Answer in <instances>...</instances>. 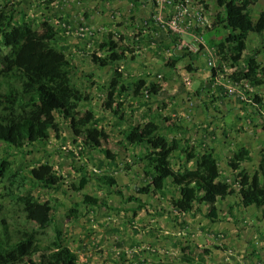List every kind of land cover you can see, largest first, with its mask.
Masks as SVG:
<instances>
[{
    "label": "rangeland",
    "instance_id": "obj_1",
    "mask_svg": "<svg viewBox=\"0 0 264 264\" xmlns=\"http://www.w3.org/2000/svg\"><path fill=\"white\" fill-rule=\"evenodd\" d=\"M0 1L1 3L20 1V4L17 5L18 12L14 14L15 20H19L21 13L25 14L28 19H41L40 16L44 13L40 12L43 10L42 6L46 3L51 7V2L54 0H44V2L41 0ZM59 1L75 5L73 0ZM187 1L191 3V0ZM187 1L186 3H188ZM196 1L205 3L207 0ZM207 2L211 4L210 9H206L207 15L211 20H216L217 13L222 12V10L219 9L218 4H215V0H208ZM82 6H85V9L88 8L85 4ZM71 7L75 9V6ZM251 7L252 18L255 22L264 19V0H257L252 3ZM64 21L69 23L68 29L71 32L81 27L94 32L92 35L80 37L74 33H67V29H63V40L60 39L59 43H62L67 53L73 57L75 84L83 93H87L91 97L89 101L84 100L82 105L85 109L88 108L94 112L97 120L92 125L108 132L112 145H119L117 163H110V160L105 158L101 151L90 152L83 141L74 136L68 123L62 121L60 136L52 132L49 139L28 144L22 151L0 141V157L8 156L13 166L26 177L25 186L16 188V194L31 192L42 202L47 201L49 203L48 207L43 210L45 213L44 222H32L26 217L22 204L15 197L7 196L6 182H0V228H2V221L5 219L13 237L18 238L20 236L19 231L23 229L34 231L37 242L43 250L54 247V242L59 239L62 245H66L76 252L79 262L86 264H181L180 259L183 251H185V243L181 238H175L177 235L170 231L173 207L169 201V196L163 197L160 193L144 194L136 191L137 186L144 187L149 180L144 174L142 162V156L147 153V148L130 144L124 139L122 130L129 124L144 123L146 121L144 114L149 113L150 110H147L149 107L152 108L151 112H154L160 106L168 105L169 107L171 104L170 107L175 109L173 113H178L172 116L174 120L170 122L159 121L161 124L160 132L169 139L173 138V135L179 136L185 145L187 141H189V145H192L197 143L195 134L200 129L213 127L220 132L222 139H226L229 143L249 146L254 158L251 162L244 163L242 167L246 171L254 173L258 169L264 148V83L258 86L250 84L245 86L244 82L243 84L238 82V86L234 92H231V95L236 97L240 91L242 99L239 98V103L243 104L240 107L242 114L238 111L236 115L231 112H227L225 115H212L204 109V104L208 100L206 98L209 97L204 90L205 87L197 93L198 83L195 86L191 83V80H194L195 72H197L195 69L205 70V65L200 58L198 59L201 60L198 66H193L190 60L193 52L198 51L191 48L192 38L185 35L186 33H177L169 27L160 26L168 34L171 33V36L165 34L162 36L161 34L158 37L159 46L157 51H154L158 55L153 54V48H140L141 51L135 53L136 59L133 62L142 63L141 59H145L143 55H147L151 59L149 63L154 64L150 72L151 75L161 74L159 84L162 86L161 82L165 83L167 90L161 92L162 98L155 94L149 95L146 90H143V95L134 96L132 89L134 77L145 76L148 82H151L152 79L149 77L151 75L147 72H132L131 74L123 66L124 61L106 67H101L92 62V53L95 52L100 55L107 53L106 50L100 49V42L107 35L108 30L106 32L97 31L95 24L85 21ZM116 21L117 25L123 23L120 18ZM219 27L221 26L219 25ZM142 28L139 25L137 30L141 31ZM221 30L224 33V39L230 31L224 27H221ZM78 38H82L84 41L81 49L73 47L76 41L73 42L72 40ZM135 41L138 40L135 38ZM247 42L248 48L240 63L236 64L237 69L240 70L245 67V58L251 55L255 56L264 67V29L260 33L250 32ZM183 43L186 46H183ZM199 47L203 48L204 46L200 44ZM3 51L0 50V68ZM225 62L228 66H234L230 61ZM115 66L123 69L124 82L129 87L118 97L122 103L120 107L123 118L108 112L102 104L110 89ZM232 73L234 70H228L227 73L220 76V79L230 81L233 79ZM7 87L8 84L3 81L0 75V91H5ZM48 99L57 114L55 99L49 98V96ZM204 99L205 102H203ZM156 101L164 105H154ZM191 101L194 103L191 104ZM57 118L59 119L58 114ZM195 127H198L196 132ZM222 129L227 130L225 135H223ZM221 144L223 143L221 142ZM184 156L185 153L180 150L174 152L172 162L176 169L191 167L194 163V161L187 162L186 156ZM44 162L50 163L61 175V186L58 188H44L31 176L30 169ZM220 168L222 178H227L231 185V194L225 200H219L220 218L217 222L224 224L232 222L238 228L245 221L252 223L253 227L261 223V228L264 229V216L260 212L259 205L253 204L250 205V208L242 205L238 171L229 168L225 158L220 164ZM83 174L88 175L89 183L80 192L72 190L71 184L78 183ZM102 174L115 176L118 181L117 184L101 183L98 177ZM262 181L264 183V174ZM170 190L172 191L173 188ZM121 192L122 194H120ZM82 193L98 196L107 201V204L94 206L82 204L80 209L85 212V216L76 221H70L66 213L74 203L81 201ZM130 194L141 197L143 202L127 200L125 197ZM230 206H233L232 215L230 214ZM200 220L203 221L202 217ZM167 230L169 231L168 234L165 233ZM214 246L212 248L216 249ZM177 247L179 249L176 250ZM34 258L39 259V253H36ZM235 260H237L236 256Z\"/></svg>",
    "mask_w": 264,
    "mask_h": 264
},
{
    "label": "trees",
    "instance_id": "obj_2",
    "mask_svg": "<svg viewBox=\"0 0 264 264\" xmlns=\"http://www.w3.org/2000/svg\"><path fill=\"white\" fill-rule=\"evenodd\" d=\"M216 1L223 11L217 13L212 28L221 31V27H224L230 32L221 42L217 43L208 35L206 40L209 44L217 43L221 60L236 65L240 63L248 48L249 33L262 32L264 19L253 22L251 6L257 0ZM18 4L20 1L17 3L0 1V50H4L0 75L8 84L5 91H0V141L22 151L28 144L49 139L52 132L60 136L62 122H67L74 136L79 137L90 152L101 151L110 163L116 164L119 145H112L109 133L92 125L96 123L97 118L92 110L85 109L82 105L84 100L89 101L91 97L83 93L74 82L75 63L71 54H68L66 48L59 43L58 25L47 19H28L23 13L19 20H15L14 14L18 12ZM68 24L61 21L59 26L65 30ZM158 28L162 31L159 36L169 35L161 29L159 23ZM154 39L155 37L150 40ZM100 49L106 50L107 53L100 55L94 52L91 54V60L101 67L113 66L123 61L127 57L126 53L134 54L136 50L134 46L124 42L122 34L112 31L103 37ZM245 63V67L232 73L233 79L247 82L252 86L263 84L264 67L258 59L252 55L247 56ZM114 68V77L102 104L105 110L123 118L120 107L122 103L118 97L129 87L125 85L123 69L118 66ZM132 89L134 96L143 95V90L149 95H157L162 86L155 82L148 83L146 77L138 76L134 77ZM48 96L55 99L59 119L51 107ZM147 110L150 111L144 114L146 119L144 123L129 124L122 130L124 139L130 144L147 148V153L142 156V162L144 174L149 180L144 187L137 186L136 191L169 196V201L177 213L199 210L205 217L216 222L220 218L219 200H225L231 194V185L227 178H222L221 168L213 151L209 146H202L198 150V145H189V141L185 145L182 139L176 137L169 139L160 132L159 121H168L171 117L158 110L151 112L150 107ZM176 150L185 153L187 162L195 159L194 168L187 166L176 169L172 162ZM253 158L250 150L240 147L227 163L229 168L239 173L238 184L242 205L248 207L257 203L264 216L262 181L264 148L258 169L250 173L242 166L246 162H251ZM30 174L44 188L61 186V175L48 162L32 167ZM98 179L107 185H115L118 182L117 178L110 174H102ZM25 181L26 177L13 166L8 156L0 157V182H6L7 196L15 197L22 204L30 221L42 223L45 220L43 210L49 203L42 202L31 192L17 195L16 188L25 186ZM88 183V175L83 174L78 183L71 184V188L80 192ZM125 198L129 201L143 202L141 197L134 194ZM82 204L106 205L107 201L89 193H82L81 201L74 203L66 213L70 221L85 216V212L80 209ZM229 209L232 215L233 206ZM2 222L0 264H86L79 262L76 252L62 245L59 239L54 242V247L43 250L34 231L23 229L16 238L13 237L6 220L3 219ZM214 247L226 249V246ZM184 250L181 261L185 264L201 261L203 255H208L212 251L207 247L188 244ZM36 253H39V259L34 258Z\"/></svg>",
    "mask_w": 264,
    "mask_h": 264
},
{
    "label": "crops",
    "instance_id": "obj_3",
    "mask_svg": "<svg viewBox=\"0 0 264 264\" xmlns=\"http://www.w3.org/2000/svg\"><path fill=\"white\" fill-rule=\"evenodd\" d=\"M41 1L44 2V0ZM207 1H205L203 5L206 9H210L211 4ZM73 2L75 5L54 0L51 2V7L46 5V3H43V10L40 12L44 13L40 17L41 19H47L58 25L60 34L58 40H63V29L59 26L61 21L71 20L73 22L85 21L93 23L96 25L97 31L102 30L101 32H106V30H108V32L112 31L122 34L124 42L132 47L134 46L136 49L134 54L126 53L127 57L123 60L125 62L123 66L126 67V70L130 71L131 74L132 72H147L151 75L150 72L154 66V64H151L152 62L149 63L151 59H149L147 55H143V58L145 59H141L142 63L137 64L133 62V60L136 59L135 53L141 51L143 48L146 49V47H149L153 48V54L156 56L158 55L154 52L158 49V36L162 32L158 28V22L163 17L169 18L171 16L175 3L179 2V0H73ZM216 2L215 4H217ZM83 4L87 5L88 8L85 9V6H82ZM71 6H75V9H72ZM78 7L81 8L79 9ZM219 9L223 11L221 7ZM119 18L123 20L121 25H117L116 20ZM212 21L215 22V20ZM253 22L255 23L254 20ZM139 25L143 27L141 31L137 30ZM201 34H203L204 38V47H199L198 51H194L190 60L193 63V66L200 65L201 60L205 65V70L203 71L195 69L197 72L194 74V80H191V83L192 85L194 84V86L198 83L197 93L203 87H205L204 90L208 93L209 97L206 98L208 100L205 103L206 105L204 104V109L208 110V112L214 116H216V114L225 115L227 112L236 115L238 114V111L242 114L240 107L243 104L239 103V98L242 99L240 91H238L236 97L231 95V92H234L235 88L238 86V82L234 79H231L230 81H222L220 79L222 74L227 73L228 70L234 69L235 67L226 65V62L221 59L216 61V66L213 69L210 67L208 68L207 65L208 59L218 48L217 43L223 40L224 33L222 30L218 31L216 28L201 30L200 27H196L189 30L185 35L190 36L192 40H194V38L199 37ZM207 34H210V37L217 41V43L209 44L206 40ZM154 37V40H150ZM135 38L138 41H135ZM72 41H76L73 46L74 48L81 49L84 45L82 43L84 42L82 41V38ZM60 45L63 46L62 43H60ZM199 58L201 60H198ZM160 76L161 74L155 76L151 75L149 77L152 79L151 82L159 84ZM161 84L162 89L157 94L160 98H162L161 92L167 90L166 84L162 82ZM231 89L234 90L232 91ZM203 102H205V99ZM193 103L194 102L191 101V104ZM155 104L159 105L162 103L156 101L154 105ZM170 106H160L158 108V110H161L164 115L171 117L168 122L174 120L172 116L178 113H173L175 109H172ZM175 108L177 107L175 106ZM194 129L195 132L198 131V127H195ZM221 131L223 132V135L227 132V130L224 129ZM172 137L179 138V136L175 135ZM195 140H197L196 145H198V150H200L202 146H209V148H211L218 160L219 166L224 158L225 162H228L229 158L238 148L246 147L249 150V146L246 144L239 146L235 143H229L224 138L222 139L220 132L213 127L204 130L200 129L199 132L195 134ZM221 142L223 144H221ZM192 161L195 162V159ZM194 164L195 163H192L191 168H194ZM247 208H250V206ZM171 217L170 231H173L172 234L177 235L175 238H181L184 240L185 245H199L212 250L208 255L202 256V262L196 261L186 264H264V229H262L263 227L261 228V223H258L259 225L256 224L255 227H253L252 223H246L245 221V223L241 224L240 228H238L232 222L226 224L217 221L213 222L205 217L204 213L199 210L188 213H177L173 208L171 211ZM201 217L203 221L200 220ZM165 233L168 234L169 231L167 230ZM213 245H225L227 248L214 249L212 248ZM175 249L177 250L179 248L177 247ZM235 256L237 257V260H235ZM240 258H242V260H240ZM204 260H207L208 263L204 262ZM182 263L183 262L181 261V264Z\"/></svg>",
    "mask_w": 264,
    "mask_h": 264
},
{
    "label": "built area",
    "instance_id": "obj_4",
    "mask_svg": "<svg viewBox=\"0 0 264 264\" xmlns=\"http://www.w3.org/2000/svg\"><path fill=\"white\" fill-rule=\"evenodd\" d=\"M187 0H179V2L175 3V6L173 8L172 14L169 18L164 17L159 20V25L163 28L169 27L173 31L181 34L188 33L191 28L200 27L201 30H206L208 28H212L213 21L208 17L207 11L205 6L202 2L199 1H187ZM194 6H193V5ZM67 33H74L80 37H85L88 35H92L94 32L90 31L88 28L81 27L79 29H76L74 32H71L70 29L67 28ZM204 43L203 34H201L199 37L194 38L192 40V46L194 50L199 49V45ZM204 45V44H203ZM183 46H186L185 43H183ZM221 59V53L216 49L215 52L210 56V58L207 61V65L210 68H214L216 66V61ZM234 72L238 71L236 65H234ZM243 84L244 81H237ZM239 84V83H238ZM245 86H249V83L244 82ZM232 91L234 89H231Z\"/></svg>",
    "mask_w": 264,
    "mask_h": 264
}]
</instances>
